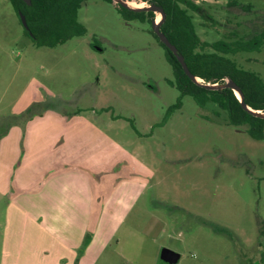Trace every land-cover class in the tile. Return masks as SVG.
<instances>
[{
	"label": "rangeland",
	"instance_id": "rangeland-1",
	"mask_svg": "<svg viewBox=\"0 0 264 264\" xmlns=\"http://www.w3.org/2000/svg\"><path fill=\"white\" fill-rule=\"evenodd\" d=\"M191 2L198 36L221 48L264 28V0ZM78 19L84 36L38 47L0 0V264L21 242L7 207L67 173L89 218L79 254L104 217V236L123 219L98 264H160L165 249L164 264H264V140L190 96L164 123L179 91L152 24L104 0ZM220 54L264 80V45Z\"/></svg>",
	"mask_w": 264,
	"mask_h": 264
},
{
	"label": "trees",
	"instance_id": "trees-1",
	"mask_svg": "<svg viewBox=\"0 0 264 264\" xmlns=\"http://www.w3.org/2000/svg\"><path fill=\"white\" fill-rule=\"evenodd\" d=\"M10 1L19 19V13L26 17L29 31L24 28L25 35L38 47L54 48L87 33V29L79 22L78 14L88 0H31V5L23 0ZM104 1L114 4L112 0ZM143 1L155 3L163 8L166 19L161 25V31L177 47L179 54L184 56L193 75L200 78L204 84H223L227 78L232 79L240 87L246 105L253 110L264 112V80L257 73L240 68L234 60L220 54L260 51L264 45V28L249 38L236 40L226 44V48H221L220 43H209L198 36L193 18L189 14V10L193 8L191 0ZM236 3L237 1L232 2ZM116 6L120 15L128 22L137 20L152 24L156 16L151 11L136 12ZM151 33L165 50L166 59L173 70V85L179 91L178 100L168 109L164 123L182 107L183 99L190 96L200 106L210 102L218 105L227 113L229 125H247L248 133L253 138L264 140V118L245 110L232 89L209 90L192 81L175 55L159 40L152 28ZM210 49L214 51L211 52Z\"/></svg>",
	"mask_w": 264,
	"mask_h": 264
},
{
	"label": "crops",
	"instance_id": "crops-1",
	"mask_svg": "<svg viewBox=\"0 0 264 264\" xmlns=\"http://www.w3.org/2000/svg\"><path fill=\"white\" fill-rule=\"evenodd\" d=\"M76 180V175L70 173L56 176L37 191L23 194L24 200H17V197L7 207L9 216L14 217L10 222L12 237L18 233L21 240L16 243L12 241V245L10 243L9 247H5L4 255L10 258L11 264L32 260L37 264H75L76 261L79 264H98L101 255L123 224V219L109 236H104L107 228L104 217L99 228L94 230L84 255L79 254L87 242L90 225L79 199V187L74 185ZM64 182L68 186L71 182L70 190L63 189L61 185ZM66 194L71 196V200L61 199Z\"/></svg>",
	"mask_w": 264,
	"mask_h": 264
},
{
	"label": "water",
	"instance_id": "water-1",
	"mask_svg": "<svg viewBox=\"0 0 264 264\" xmlns=\"http://www.w3.org/2000/svg\"><path fill=\"white\" fill-rule=\"evenodd\" d=\"M23 1L25 3H27L28 5L32 4L31 0H23ZM112 1L114 2L115 5H119L121 7H124L126 9H130V10H133L136 12H141V11L149 12V11H151V12H154L155 14H159L161 16V18L159 20H157V18H156L152 21V29H153L154 33L158 36L159 40L175 55L177 60L182 65L186 75L192 81H194L197 84L203 85L205 88H207L209 90H219L222 88L232 89L236 93L238 99L241 102L242 107L245 110L249 111L251 114H253L255 116L264 118V112L253 110L249 106L246 105L245 100H244V95H243L240 87L232 79L227 78L225 80V83H223V84H217V83L216 84H204L200 78L196 77L195 75H193L191 73V71L189 70V68L187 66V63L185 61L184 56L179 54L177 47L175 45H173L169 41L167 36L161 31V25L163 24V22L166 19V13L164 12L162 7H160L159 5H157L155 3H149V2H146L143 0H141V1L148 3L149 5L146 7H143L141 5H138L134 0H112ZM132 3H135L136 6H132L131 5ZM19 16H20L23 27L29 31V26H28L26 17L22 13H19ZM167 254H168V250L165 249L164 254H163V258H162L160 264H164V262L166 261L165 256Z\"/></svg>",
	"mask_w": 264,
	"mask_h": 264
},
{
	"label": "bare ground",
	"instance_id": "bare-ground-1",
	"mask_svg": "<svg viewBox=\"0 0 264 264\" xmlns=\"http://www.w3.org/2000/svg\"><path fill=\"white\" fill-rule=\"evenodd\" d=\"M131 5H132V6H136L134 3H132ZM157 20H159V18H158Z\"/></svg>",
	"mask_w": 264,
	"mask_h": 264
}]
</instances>
